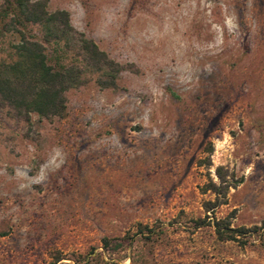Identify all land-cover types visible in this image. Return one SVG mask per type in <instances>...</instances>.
Wrapping results in <instances>:
<instances>
[{"label":"rangeland","instance_id":"374dc122","mask_svg":"<svg viewBox=\"0 0 264 264\" xmlns=\"http://www.w3.org/2000/svg\"><path fill=\"white\" fill-rule=\"evenodd\" d=\"M45 1L122 70L61 118L0 108V264H264V0Z\"/></svg>","mask_w":264,"mask_h":264},{"label":"trees","instance_id":"16d2710c","mask_svg":"<svg viewBox=\"0 0 264 264\" xmlns=\"http://www.w3.org/2000/svg\"><path fill=\"white\" fill-rule=\"evenodd\" d=\"M28 27H37L40 35L27 34ZM6 33L16 35L17 41L11 46L12 61L0 62V108L24 120L30 114L42 119L63 117L68 90L83 86L89 76H96L94 82L99 88H113L122 70L90 39L71 28L65 11L47 12L45 0H3L0 36ZM220 171L216 169L220 186L209 182L204 188L215 196L213 203H204L206 212L220 204L218 197L224 195ZM210 225L217 240L242 245L257 230L230 228L218 220ZM106 244L102 239L104 248Z\"/></svg>","mask_w":264,"mask_h":264}]
</instances>
